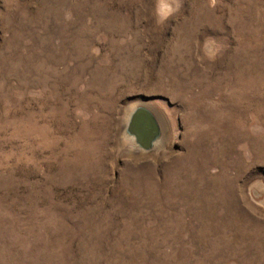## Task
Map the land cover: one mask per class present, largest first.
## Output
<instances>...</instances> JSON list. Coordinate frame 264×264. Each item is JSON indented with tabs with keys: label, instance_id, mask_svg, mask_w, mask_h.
Instances as JSON below:
<instances>
[{
	"label": "rangeland",
	"instance_id": "obj_1",
	"mask_svg": "<svg viewBox=\"0 0 264 264\" xmlns=\"http://www.w3.org/2000/svg\"><path fill=\"white\" fill-rule=\"evenodd\" d=\"M0 264H264V0H0Z\"/></svg>",
	"mask_w": 264,
	"mask_h": 264
},
{
	"label": "water",
	"instance_id": "obj_2",
	"mask_svg": "<svg viewBox=\"0 0 264 264\" xmlns=\"http://www.w3.org/2000/svg\"><path fill=\"white\" fill-rule=\"evenodd\" d=\"M125 133L139 150L150 152L160 141L162 128L157 116L142 105L131 113Z\"/></svg>",
	"mask_w": 264,
	"mask_h": 264
},
{
	"label": "bare ground",
	"instance_id": "obj_3",
	"mask_svg": "<svg viewBox=\"0 0 264 264\" xmlns=\"http://www.w3.org/2000/svg\"><path fill=\"white\" fill-rule=\"evenodd\" d=\"M147 107V106H146ZM147 108H149L156 116H157V114L154 112V110H152L150 107H147ZM158 117V116H157Z\"/></svg>",
	"mask_w": 264,
	"mask_h": 264
}]
</instances>
